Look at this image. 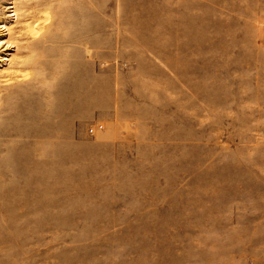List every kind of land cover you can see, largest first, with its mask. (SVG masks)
Masks as SVG:
<instances>
[{"label": "rangeland", "instance_id": "rangeland-1", "mask_svg": "<svg viewBox=\"0 0 264 264\" xmlns=\"http://www.w3.org/2000/svg\"><path fill=\"white\" fill-rule=\"evenodd\" d=\"M38 1L0 48V264H264V0Z\"/></svg>", "mask_w": 264, "mask_h": 264}, {"label": "bare ground", "instance_id": "bare-ground-1", "mask_svg": "<svg viewBox=\"0 0 264 264\" xmlns=\"http://www.w3.org/2000/svg\"><path fill=\"white\" fill-rule=\"evenodd\" d=\"M35 0H27L25 2H20V0H13L12 1V11H13V18L12 23H14L13 26L10 24L7 25L6 23H3L2 26H0V33L2 31L6 32V39L0 38V48L4 47V51H8L11 49H14L15 52L19 51L20 45L16 44L17 42L14 40V33H23V30L28 29L29 31L35 29V17H36V4L33 3ZM37 2H40L37 0ZM40 4V3H39ZM11 23V22H10ZM15 54L7 53L0 55V61L3 63V65H0L5 71H11V70H19L17 69L15 64ZM17 64V63H16ZM2 69V70H3ZM3 70V71H4ZM26 75V74H25ZM29 183V182H28Z\"/></svg>", "mask_w": 264, "mask_h": 264}, {"label": "built area", "instance_id": "built-area-1", "mask_svg": "<svg viewBox=\"0 0 264 264\" xmlns=\"http://www.w3.org/2000/svg\"><path fill=\"white\" fill-rule=\"evenodd\" d=\"M91 132L93 133L94 132V129H91Z\"/></svg>", "mask_w": 264, "mask_h": 264}]
</instances>
